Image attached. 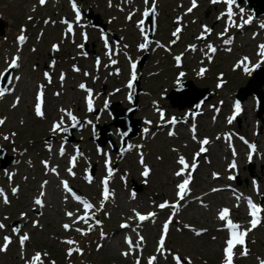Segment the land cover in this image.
Returning <instances> with one entry per match:
<instances>
[{
  "label": "rangeland",
  "instance_id": "rangeland-1",
  "mask_svg": "<svg viewBox=\"0 0 264 264\" xmlns=\"http://www.w3.org/2000/svg\"><path fill=\"white\" fill-rule=\"evenodd\" d=\"M77 2L82 9L91 7L99 13L120 40L109 43L82 11L77 21L78 10L71 0H46L44 5L39 0H0V91L4 92L0 96V120H4L0 160L2 155L4 159L13 156L5 168L0 166V224L5 225L0 228V264H34L37 254L35 264H137L138 260L149 264L153 257L151 264H177V256L181 264H224L230 230L218 214L232 203L230 207L237 211L229 217L234 223L240 221L239 230L245 231L251 227L249 200L260 207L262 221L247 233L243 244L235 246L233 264H262L264 122L257 116L254 96L238 92L257 65L262 67L259 75L264 70L260 47L264 45V13L251 19L253 11L246 0L232 6V21L224 13L223 0L215 4L197 0L190 13L192 0ZM153 4L154 37L146 43L148 54L140 66L137 60L146 48L139 47L146 41L141 19ZM13 59L16 65L10 67ZM133 71L136 79L129 88ZM181 79H190L209 93L195 115L207 110L209 114L195 124L190 111L205 92L190 91L196 99L193 103L179 94L175 100L164 96ZM27 84L44 86L25 92ZM137 88L138 109L132 118L141 119L140 127L128 119L130 123L123 122L128 129L121 127L120 133L112 124L115 107L108 104L115 101L117 108L131 107ZM86 89L92 93V111L86 104ZM39 92L45 96L40 116L35 102ZM238 101L246 108L247 129L240 113L229 123ZM55 123L71 129L54 132ZM125 134L128 146L119 152ZM205 139L209 143L203 146ZM248 144L253 149L256 145L262 158L257 152L255 159L249 158ZM202 146L206 151L201 153ZM180 157L189 168L177 176L183 167ZM145 165L151 166L147 177ZM189 173L182 200L177 185ZM167 177L170 186L160 188L158 183L164 184ZM105 179L107 200L103 198ZM65 181L70 191L64 188ZM149 181L154 182L157 198L146 187ZM221 188L224 197L217 194ZM192 189L202 195L200 200L193 201ZM37 199L43 204H36ZM82 201L93 205L87 222L78 220L85 215ZM123 213L130 218V228L114 234ZM137 214L148 219L140 221ZM169 221L164 248L158 251L161 231ZM65 224L70 228L65 229ZM25 235L28 239L21 243Z\"/></svg>",
  "mask_w": 264,
  "mask_h": 264
},
{
  "label": "snow or ice",
  "instance_id": "snow-or-ice-1",
  "mask_svg": "<svg viewBox=\"0 0 264 264\" xmlns=\"http://www.w3.org/2000/svg\"><path fill=\"white\" fill-rule=\"evenodd\" d=\"M39 2H40L41 5H44V4L46 3V0H39ZM145 2L147 3L148 0H145ZM217 2H218V0H212V3H213V4H215V3H217ZM223 2L228 6V7H227V15H228V17L230 18V17L233 15V12H232V6L235 4L236 0H223ZM196 7H197V0H192L191 7L188 8L187 11L190 13V12H192L193 9L196 8ZM73 8H74V10L76 9V4H75V3H73ZM152 10L154 11V5H153V9H152ZM144 15H145V16H148V15H149V12H148V11H145ZM76 18H77V21H79V19H80V13H79V11L76 12ZM141 23H143V22H141ZM68 31H69V32L72 31L71 25H69V27H68ZM205 31H208L207 27H205ZM226 31H227V29H226ZM179 32H180V28H177V29H176V33H179ZM176 33H174L173 35H176ZM19 39L22 41V40L24 39V37L21 36V37H19ZM85 39H87L86 36H85ZM226 42H227V41H226ZM106 45H107V42H106ZM53 47L55 48L56 46L54 45ZM81 47H82V46H81ZM139 47H140V48H145V47H146V44H141ZM260 47H261V49H262L261 55H264V45H261ZM209 49H210L211 51H213V52L215 51V49L212 48L211 45H209ZM176 59H177V61H179L180 58L177 57ZM112 63L115 64L116 61L113 60ZM15 65H16V60L13 59V61H12L11 65H10V67H14ZM132 68H133V70H135V68H136V65H135L134 63L132 64ZM77 70H78V69H77ZM246 70H247V69H246ZM203 71H204V70L202 69V70H201V74H203ZM0 75H2V74H0ZM46 75H47V74H46ZM86 75H87V74H86ZM62 78H63V77H62ZM135 79H136V75H135V71H133L132 78H131V80L129 81V84H128V87H129V88L132 87V80H135ZM218 86H219V85H218ZM80 87H81V88H84L85 86H84L83 84H81ZM3 95H4V92H3V91H0V96H3ZM129 98L131 99V96H130ZM38 100H39V97H38ZM88 110H89V111H92V101H91V99L88 100ZM240 110H241V105H240V102L238 101V102H236V104H235V113H234V115H233L232 117L229 118V123H231V121H232L233 119H235V116L238 115V114L240 113ZM36 113H37L38 116L43 115L39 103H38L37 106H36ZM68 115L71 117V119H72L75 123H78V121H76V118H75L74 116H72L70 112L68 113ZM161 115L163 116V114H161ZM3 123H4V121H3V120H0V124H3ZM75 123H74L73 126H75ZM52 130H53L54 132L57 131V130L67 131L66 128H61V126H60L59 123L54 124ZM145 131H147V129H145ZM170 135H171V133H170ZM5 139H8V137H5ZM201 143H202V145H206V144L209 143V141H208L207 139H205V140H203ZM205 151H206V149L202 146V147L200 148V152L202 153V152H205ZM61 154H63V149H61ZM197 155H199V153H198ZM250 158H251V157H250ZM75 159H76V157H73V158H72L73 165H74ZM178 163H179L180 165H182L183 167L181 168L180 171H177V172H176V175H177V176H181V175L184 173V171H185L186 169L189 168V164L185 162V159H184L183 157H180ZM234 166H235V165H232V167H234ZM191 168H192L193 170L196 168L195 160H194L193 163L191 164ZM53 171H55V169H53ZM69 172L71 173V168H69ZM111 175H112V169L109 168V169H108V176L111 177ZM143 175H144L145 177H147V176L149 175V170H148L147 168H145V170H144V172H143ZM90 179H91V178L89 177V180H90ZM190 180H191V173L188 174V178L184 179V180L182 181V183H179V184L177 185V188H178L177 196H178L180 199H183L184 196L187 194L188 186H189V184H190ZM45 183H46V182H45ZM107 183H108V182H107V179H105V180L103 181V184H104V186H105V187H104V192H103V198H104V200H107L108 197H109V195H110V193H109V191H108V188H107ZM63 185H64V188H65L66 190H69V191H70V189H69V185H68V183H67L66 181L63 182ZM13 191H15V189H14ZM214 191H215V189H214ZM41 195H43V193H41ZM133 196H135V194H133ZM76 199L80 200V197L77 196ZM5 202L7 203V199H5ZM35 203L38 204V205H42V201H41L40 199H37V200L35 201ZM82 203H83V205H84L85 215H84V216H81V217H78V220H84L85 222H87V220L89 219V217H88V210L92 209V208H93V205L90 204V203H88L87 201H82ZM160 207H161V208H164V207H166V204H161ZM249 207H250V212H249V214H250V216L252 217V219H251V221H250V225H251V227L248 228V229L245 230V231H239L238 229H240L241 226H240L239 224H237V223H234L231 219H228L229 214H230V210H229L228 208H224V209H222V210L219 212V214H218L220 220H222V221H225V220H226V221H227V223H226V227L230 230V238L227 239V241H226V247H225L224 250H223V251H224V264H233V256H234L233 249H234V247H235L236 245H241V244H243V243H244V238H245V236L247 235V233H248L249 231H251L252 229L256 228L257 225L260 223L259 215H260L261 209L258 208L255 204H253L250 200H249ZM67 215L71 217V216L73 215V213L68 212ZM93 215H94V213H93ZM137 215H138V218H139L140 221H144V220L148 219V216H152V215H154V213H149L148 216L140 215V214H137ZM170 222H171V221L166 222V223L164 224V226H163V230H164V233H165V234H166L167 231H168V225H169ZM4 227H5V225L0 224V228H4ZM63 227H64L65 229H69V228H70V225L65 224ZM122 227H127V225H122ZM77 231H80V229H77ZM27 239H28V237H27L26 235L23 236V237H21V243H23V241H25V240H27ZM141 239H143V238L141 237ZM5 241H6V242L8 241V238H7V237H5ZM128 242H129V244H131V241H128ZM68 243H73V242H72V241H68ZM159 244H160V247H159L158 251H162L163 248H164V236H163V235L161 236V239H160V241H159ZM0 250H3V249H0ZM123 254H124V255H127V253H123ZM244 254H247V250H245V253H244ZM69 255H71V250H69ZM153 259H155V258L153 257V258L150 259L149 264H151V261H152ZM38 260H39V254H37L36 257H33V262H34V264H35V262L38 261ZM176 260H177V264H181V258H180V257L177 256V257H176ZM137 264H140L139 260L137 261ZM189 264H190V262H189ZM262 264H264V261H262Z\"/></svg>",
  "mask_w": 264,
  "mask_h": 264
},
{
  "label": "water",
  "instance_id": "water-1",
  "mask_svg": "<svg viewBox=\"0 0 264 264\" xmlns=\"http://www.w3.org/2000/svg\"><path fill=\"white\" fill-rule=\"evenodd\" d=\"M237 1L239 3H241L243 0H237ZM246 2H247V4H249L253 8V15H252L253 17H256L257 15L264 13V0H246ZM254 2H256V3H254ZM258 7H259V9H258ZM85 14H86L87 18L90 19V23L92 25H95V26H98L102 29H105L106 24L102 23V19H101L100 15L94 14L90 9L85 10ZM149 18H150V21L152 23L153 22L152 15H150ZM150 31H151L150 34L152 35V33H153V27L152 26H151ZM85 52L88 53V51H86V50H85ZM146 55H147V52L145 51L139 57L140 66H142ZM258 69L260 70V69H262V67L258 66L255 68L253 75L248 79L247 83L239 89L238 94H240V92H242V91H247L248 94H251L255 97V99L257 101V116L260 117L261 120L264 122V117H262V113L264 111V92L262 90V85L264 83V70H262V73L259 75V73H257ZM10 72H11V69L9 68L8 71L6 72V74L9 76ZM5 86H6V83L2 82L1 87L3 88ZM190 91L191 92L196 91L195 93L205 92L204 93L205 98L203 100H201V102L196 104L194 109L192 110L193 113H196L199 111L200 107L204 104V101L207 100V98L209 97V93L208 92L206 93V91H207L206 88L197 87L193 83L192 80L181 81L177 86H175L173 89H171V91L169 93L165 94L164 96L166 98H168L169 100L170 99L175 100V97L180 95V96L185 97L187 102L189 100L188 103H193L194 99L190 97L193 93H191ZM239 98L243 99L241 96H239ZM134 100H135V102H134ZM133 103L135 106L133 105L130 108H117V106L119 105L118 102H110L108 104L109 107H115L116 118L113 116L112 124L115 125L119 131L122 129L121 127L124 126V123H123L124 121L129 122L128 119L131 120L130 122H133V123L137 124L138 127H140L139 122L141 119L132 118V115L134 114V112L138 108L136 106V104H137L136 95L134 96ZM66 129H71V128L68 127ZM137 130H138V128H137ZM136 134H137V132H134L131 136H135ZM126 137H127V135L125 134V137H123V139H122L123 145L120 148H118L119 152H121L122 150H124L128 146ZM0 151H2L4 153L3 148H0ZM4 158H5L4 155H2L1 160H0V164H1L0 166H2L3 168H5L12 161L13 157L8 156L6 159H4Z\"/></svg>",
  "mask_w": 264,
  "mask_h": 264
},
{
  "label": "bare ground",
  "instance_id": "bare-ground-1",
  "mask_svg": "<svg viewBox=\"0 0 264 264\" xmlns=\"http://www.w3.org/2000/svg\"><path fill=\"white\" fill-rule=\"evenodd\" d=\"M24 42H25V40H23V43H24ZM1 45H2V42H0V47H1ZM15 68H16V67H15ZM16 70H17V68H16ZM7 76H8V75H7ZM9 76H10V75H9ZM9 76L7 77L6 80H8ZM18 78H19L18 76L14 77V79L16 80V82H17V81L20 82L21 79H20V78L18 79ZM27 81H29V79H28ZM29 85H30V83H29ZM29 85L27 84V86L25 87V92H28V91L32 90L33 87L39 89V88H41V85L44 86V84H40V86H39V88H38V85L36 84V85H31V88H30ZM39 90H40V89H39ZM85 91H86V95L88 96L87 99H88V100L91 99V101H92V93H91V91L88 90V89H86ZM38 97H39V100H38ZM191 98H193V99L195 100V97H191ZM24 99H25V97H24ZM35 99H36V101H35V102H36V106H37V104L39 103V104H40V107H41V110H43V108H44V102H45V96L43 95V93H41V92L37 93V94L35 95ZM42 103H43V105H42ZM234 105H235V104H234ZM207 111H208V110H207ZM207 111L192 116V117H193L192 122L195 124V123L198 121V118H199V117L207 116V115L209 114ZM25 114L27 115V110H26ZM240 114H241V117H242L243 120H244V126H243V127H244L245 129H247V127H248L249 124H250V121H249V118L247 117L246 108H245V106H244L243 104H241ZM36 115H37V113H36ZM61 115H62V114H61ZM19 118L22 119L23 117H19ZM3 121H4V120H3ZM55 124H56V123H55ZM248 148H249V152L247 153V156H248L249 158L251 157V158L255 159V158H256V157H255L256 152L258 153L259 157L262 158V153L258 151L256 145H255L254 150H253V148H252V146H251L250 144H248ZM239 152H240V153H239L240 158H242V151L240 150ZM152 166H153V165H152ZM144 168H147V169L150 170L151 166L145 165ZM167 179H168V177L166 178L165 183L162 184V185H160V183H158V186H159L160 188H167V187H169V186H170V183L168 182ZM152 183L154 184V182L149 181V182L147 183L146 187L149 188V189H151V190H150L151 195H154V197L157 198V190L155 189V187H154V185H153ZM164 185H165V186H164ZM260 188H261L262 190L264 189V179H262V181H261V186H260ZM217 194L220 195L221 197H224L223 194H225V191H223L222 188H221V189H219V191H217ZM226 194H227V193H226ZM241 194H242V193H241ZM251 194H253V193H251ZM190 195H193V201H194V202H195V201H198V200H200V199L202 198V195H201V196H198V192L194 191L193 189L190 191ZM239 195H240V194H239ZM226 196H227V195H226ZM182 200H183V199H182ZM222 200H224V199H222ZM226 200H230V198L227 197ZM127 201H129L128 198H127ZM226 205H227V206H225V208H228V209L230 210V214H229V216H231V215L234 216V211H237V210L234 209V208H231V207H230V206H232L233 204H232V203H226ZM237 205H238V204L236 203V204H235V207H236ZM123 208H124V207H123ZM124 209H126V208H124ZM152 213H153V212H152ZM128 219H130V218L126 215V213H123V214L121 215V224H120V226H119L117 229L114 230L113 233L116 234V233L122 231L123 229H129V228H130V223H131V222H129ZM228 219H231V220L233 221V219H232L231 217H228ZM233 222H235V221H233ZM237 224L240 225L241 222L238 221ZM122 225H127V227H122ZM240 226H241V225H240ZM240 229H241V227H240ZM238 230H239V229H238ZM239 231H241V230H239ZM114 234H113V235H114Z\"/></svg>",
  "mask_w": 264,
  "mask_h": 264
},
{
  "label": "flooded vegetation",
  "instance_id": "flooded-vegetation-1",
  "mask_svg": "<svg viewBox=\"0 0 264 264\" xmlns=\"http://www.w3.org/2000/svg\"><path fill=\"white\" fill-rule=\"evenodd\" d=\"M80 2H90V1H92V0H79ZM73 2L77 5V8L81 11L82 10V7H81V5L77 2V0H73ZM127 2L129 3V2H134V0H127ZM154 5V16H155V14H156V5L155 4H153ZM153 5H152V9H153ZM152 9H147V11L149 12V14H150V11L152 10ZM101 16V15H100ZM134 16V15H133ZM149 16V15H148ZM147 16V17H148ZM128 18L130 17V16H127ZM103 18V17H102ZM103 20V22L104 23H106V26H107V29H108V26H109V23L107 22V21H104V19H102ZM144 22H145V24H146V21H145V19H144ZM112 32L114 33V35H112L111 33H109V34H106L107 35V37H108V40H109V43L110 42H113V41H119L120 40V38L118 37V35H117V33H116V31L115 30H112ZM153 33H154V31H153ZM109 37H110V39H109Z\"/></svg>",
  "mask_w": 264,
  "mask_h": 264
}]
</instances>
